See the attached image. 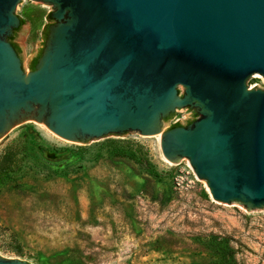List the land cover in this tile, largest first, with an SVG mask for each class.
Instances as JSON below:
<instances>
[{"label": "water", "instance_id": "1", "mask_svg": "<svg viewBox=\"0 0 264 264\" xmlns=\"http://www.w3.org/2000/svg\"><path fill=\"white\" fill-rule=\"evenodd\" d=\"M42 1L44 46L26 71L9 40L19 0H0V138L23 122L79 144L160 134L213 199L264 205V89L246 84L264 75V0ZM184 106L199 116L165 127Z\"/></svg>", "mask_w": 264, "mask_h": 264}, {"label": "rangeland", "instance_id": "2", "mask_svg": "<svg viewBox=\"0 0 264 264\" xmlns=\"http://www.w3.org/2000/svg\"><path fill=\"white\" fill-rule=\"evenodd\" d=\"M49 10L42 0H19L14 10L23 23L11 41L26 71L42 52ZM246 84L264 89V75L253 73ZM197 116L196 107H178L164 125L177 119L185 126ZM7 153L10 174L0 176L3 257L30 264H206L216 256L214 235L228 239L234 264H264V205L213 199L188 159H163L155 136L125 132L79 144L23 122L0 138V160ZM44 158L65 165L49 172Z\"/></svg>", "mask_w": 264, "mask_h": 264}, {"label": "trees", "instance_id": "3", "mask_svg": "<svg viewBox=\"0 0 264 264\" xmlns=\"http://www.w3.org/2000/svg\"><path fill=\"white\" fill-rule=\"evenodd\" d=\"M21 23H23L22 19H21ZM9 39L11 40L12 36ZM12 45L15 48V50L18 52L19 51L18 46L14 42H12ZM37 58L38 57H35L32 59L30 63L31 69L34 68L35 63L37 62ZM177 125H179V123H174L170 127L177 126ZM79 149H82V147H79ZM11 159H12V155L7 153L0 160V176L3 177L5 175L10 174ZM39 161L42 167H44L49 172H57L59 168H62L65 165V163L58 164L57 162L52 161L51 159H48V158H44L43 160H39ZM212 239H213L214 245L217 248L216 249L217 251L215 253L216 256L214 259H212L206 264H234L233 249L230 247L228 243V239L220 238L214 235L212 236ZM57 264H60V263L57 262ZM190 264H204V263L191 262Z\"/></svg>", "mask_w": 264, "mask_h": 264}, {"label": "bare ground", "instance_id": "4", "mask_svg": "<svg viewBox=\"0 0 264 264\" xmlns=\"http://www.w3.org/2000/svg\"><path fill=\"white\" fill-rule=\"evenodd\" d=\"M155 137H156V139H157V141L159 142L160 141V134H158V135H155ZM65 140V139H64ZM164 160H166L165 158H163ZM167 161V160H166Z\"/></svg>", "mask_w": 264, "mask_h": 264}, {"label": "built area", "instance_id": "5", "mask_svg": "<svg viewBox=\"0 0 264 264\" xmlns=\"http://www.w3.org/2000/svg\"><path fill=\"white\" fill-rule=\"evenodd\" d=\"M172 122H173V124H174V123H177V119H176V120H174V121H172Z\"/></svg>", "mask_w": 264, "mask_h": 264}, {"label": "flooded vegetation", "instance_id": "6", "mask_svg": "<svg viewBox=\"0 0 264 264\" xmlns=\"http://www.w3.org/2000/svg\"><path fill=\"white\" fill-rule=\"evenodd\" d=\"M10 40V39H9ZM11 41V40H10ZM11 43H12V41H11ZM36 64V63H35ZM30 66V65H29ZM35 66V65H34ZM31 69V68H30Z\"/></svg>", "mask_w": 264, "mask_h": 264}]
</instances>
